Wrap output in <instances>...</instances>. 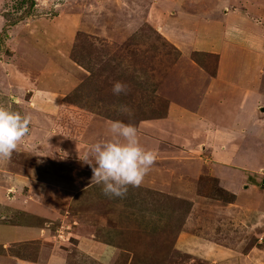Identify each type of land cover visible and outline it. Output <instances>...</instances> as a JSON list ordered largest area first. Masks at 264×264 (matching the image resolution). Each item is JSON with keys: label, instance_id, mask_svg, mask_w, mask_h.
Instances as JSON below:
<instances>
[{"label": "rangeland", "instance_id": "374dc122", "mask_svg": "<svg viewBox=\"0 0 264 264\" xmlns=\"http://www.w3.org/2000/svg\"><path fill=\"white\" fill-rule=\"evenodd\" d=\"M122 1L114 9L108 0H0V101L14 95L13 109L31 118L29 135L9 159H0V232L10 228L0 256L13 264H43L51 256L57 264H240L244 255L256 262L257 252L264 253V222L255 212L228 206L234 196L223 184L236 174L227 165L208 164L203 137L171 150L155 148L156 161L142 184L128 186L123 197L106 196L88 182L63 190L61 183L83 167L78 156H86L84 145L99 140L81 141L88 125L74 120L72 107L135 127L164 117L169 108L171 94L161 97L155 88L179 52L145 21L146 7L134 13L131 1ZM60 38L67 47L61 52L54 47ZM190 58L214 73L216 54ZM116 81L127 85L125 93H113ZM250 142L263 160L264 142ZM248 155L243 147L235 161ZM184 163L191 170L202 163L200 173L189 177ZM262 166L251 168L263 177L260 189ZM20 227L30 232L25 239L14 235L25 232ZM90 237L109 246L106 256L85 250Z\"/></svg>", "mask_w": 264, "mask_h": 264}, {"label": "crops", "instance_id": "0c3cea01", "mask_svg": "<svg viewBox=\"0 0 264 264\" xmlns=\"http://www.w3.org/2000/svg\"><path fill=\"white\" fill-rule=\"evenodd\" d=\"M130 1L132 8L129 9L134 13H137L139 8L146 7L145 21L158 36L179 52V59L170 69L169 76L164 83L155 88L156 95L161 97H165L167 92L171 94L168 111L162 118L143 121L136 126L139 141H146L144 147L156 150L157 147L170 149L178 143L187 146L192 142L191 137L195 139L203 137L204 147L211 156L207 160L208 164L215 167L227 165L226 169L236 174L235 177L238 179L232 177L223 184L234 196V201L228 203V206L236 207V210L238 208L240 211L245 209L246 213L255 212L258 220L264 222V185H261L262 189L259 188L263 177H258L259 171L251 169L255 165L263 167L264 159H256V155L254 156L253 150L249 147L251 139L264 142V50L259 43L261 39L258 38L264 39V1L140 0L141 6L137 3L138 0ZM108 2L111 7H115L114 9L123 4V1L120 3L119 0ZM131 15L130 12V17ZM80 26L82 28V25ZM126 27L133 29L134 24L127 22ZM6 36L8 38L11 35L7 32ZM59 43H62L61 38L54 47L60 52L67 48ZM53 53L56 54L57 51L53 50ZM195 53L197 57H201L203 53L216 54V69L213 74H209L191 60L190 56ZM256 54L263 56L258 57ZM37 58H39L37 62H40L41 57ZM6 59L9 60V56ZM257 87L260 91L255 94L253 90ZM69 112L72 113L74 120L86 121L88 125L87 127L85 125L86 131L81 135L85 136L84 140L81 139L83 142H87L90 137L96 140L104 138L107 123L112 121L102 120L99 115L77 107H72ZM245 139L246 142L242 143ZM84 147L88 149L89 145ZM243 147H247V154L250 155L246 156L244 161H235ZM259 154L263 157L264 150ZM78 158L82 161L83 167L75 170L73 178L65 180L66 184L61 183L66 187L64 191L73 189L74 185L82 182L84 183L82 186H85L86 182L87 185L93 183L92 170L85 161L86 156ZM201 164H196L191 170L189 164L184 163L185 166L182 168L193 178L200 173ZM182 168L177 170L180 171ZM165 171L168 172L167 169ZM55 185L60 183L54 184V187ZM98 187L101 189L102 186ZM14 233L20 237L25 234L24 239L30 234L29 231L21 232L19 229ZM9 235V226L0 232V241H5L2 242L4 247L7 240H10ZM185 238L188 237L182 240L186 246ZM17 242L28 243V240ZM85 242L87 244L85 250L92 249V254L101 251L99 255L106 256L107 251H110L107 244L96 242L91 237ZM257 253L260 259L256 262L264 261V253L261 251ZM55 259L51 256L43 264H57L59 260ZM11 260L0 256V264H13ZM241 261L240 264H257L248 255H244Z\"/></svg>", "mask_w": 264, "mask_h": 264}, {"label": "clouds", "instance_id": "9594fccd", "mask_svg": "<svg viewBox=\"0 0 264 264\" xmlns=\"http://www.w3.org/2000/svg\"><path fill=\"white\" fill-rule=\"evenodd\" d=\"M112 91L125 93L127 85L116 81ZM15 100L10 94L7 101H0V159H9L30 133L31 118L13 109ZM86 160L92 170L91 181L101 185L106 196L123 197L128 186L142 184L156 161V152L141 145L134 125L112 120L107 123L105 137L89 145Z\"/></svg>", "mask_w": 264, "mask_h": 264}, {"label": "trees", "instance_id": "16d2710c", "mask_svg": "<svg viewBox=\"0 0 264 264\" xmlns=\"http://www.w3.org/2000/svg\"><path fill=\"white\" fill-rule=\"evenodd\" d=\"M30 5L33 6V2L32 1H30ZM71 102H73V101L71 100Z\"/></svg>", "mask_w": 264, "mask_h": 264}]
</instances>
